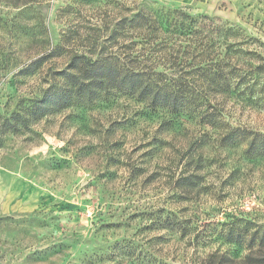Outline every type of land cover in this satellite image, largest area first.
Listing matches in <instances>:
<instances>
[{
  "label": "rangeland",
  "instance_id": "374dc122",
  "mask_svg": "<svg viewBox=\"0 0 264 264\" xmlns=\"http://www.w3.org/2000/svg\"><path fill=\"white\" fill-rule=\"evenodd\" d=\"M170 8L233 26L244 63L264 62V0H0V264H264L224 239L264 228V157L220 141L264 134V110L213 98L219 129L115 92L27 111L73 56L144 51L117 25Z\"/></svg>",
  "mask_w": 264,
  "mask_h": 264
},
{
  "label": "trees",
  "instance_id": "16d2710c",
  "mask_svg": "<svg viewBox=\"0 0 264 264\" xmlns=\"http://www.w3.org/2000/svg\"><path fill=\"white\" fill-rule=\"evenodd\" d=\"M216 22L206 16L193 17L178 8L151 14L139 11L124 18L118 29L125 34L135 31L133 43L144 51L124 54L123 58L73 56L67 67L57 72L59 82L30 100L26 107L29 116L43 117L49 111L64 110L80 100L92 102L111 92L143 100L151 110L160 108L172 116L199 118L215 129L220 128L221 113L212 109L213 98L224 96L243 107L264 110V62L244 63L243 58L251 54L243 47L246 39L227 42L240 39L239 30ZM42 61L39 58L21 73L33 74ZM9 126L12 132L18 130ZM223 131L220 141L224 147L245 143V155L251 159L264 157V134L242 127ZM166 220L168 228L176 227L174 219ZM224 234L229 243L245 245L250 252H264V228L255 227L249 235L231 231ZM220 260L228 259L221 256Z\"/></svg>",
  "mask_w": 264,
  "mask_h": 264
}]
</instances>
